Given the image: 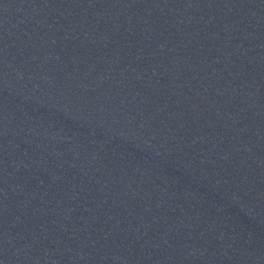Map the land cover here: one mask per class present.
Instances as JSON below:
<instances>
[{
  "label": "water",
  "instance_id": "obj_1",
  "mask_svg": "<svg viewBox=\"0 0 264 264\" xmlns=\"http://www.w3.org/2000/svg\"><path fill=\"white\" fill-rule=\"evenodd\" d=\"M0 264H264V0H0Z\"/></svg>",
  "mask_w": 264,
  "mask_h": 264
}]
</instances>
